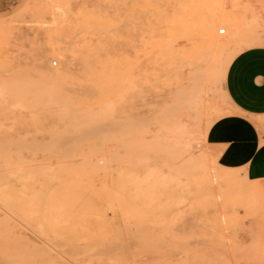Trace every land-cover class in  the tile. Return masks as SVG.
I'll return each mask as SVG.
<instances>
[{
    "label": "rangeland",
    "instance_id": "obj_1",
    "mask_svg": "<svg viewBox=\"0 0 264 264\" xmlns=\"http://www.w3.org/2000/svg\"><path fill=\"white\" fill-rule=\"evenodd\" d=\"M222 13L229 49L235 29L204 28ZM253 47L264 0L1 12L0 264H264V181L237 163L224 87Z\"/></svg>",
    "mask_w": 264,
    "mask_h": 264
},
{
    "label": "crops",
    "instance_id": "obj_2",
    "mask_svg": "<svg viewBox=\"0 0 264 264\" xmlns=\"http://www.w3.org/2000/svg\"><path fill=\"white\" fill-rule=\"evenodd\" d=\"M21 2L0 0V13L12 10ZM224 87L232 105L244 115L236 120L244 129L235 140L237 163L247 165L251 182L264 181V142L259 139L264 131V47L249 48L238 54L227 69Z\"/></svg>",
    "mask_w": 264,
    "mask_h": 264
},
{
    "label": "bare ground",
    "instance_id": "obj_3",
    "mask_svg": "<svg viewBox=\"0 0 264 264\" xmlns=\"http://www.w3.org/2000/svg\"><path fill=\"white\" fill-rule=\"evenodd\" d=\"M228 26L231 29H235L236 31H234V33L232 35L229 36V38L227 40L221 41L218 39L214 40V43L217 47L221 48V49H229L232 48L233 46L237 45L241 39V37H243V35L239 34V24H237L235 22V20L230 16L227 15L226 13H222L219 15V18H215V20L210 23V24H206L205 25V30H206V35L208 37L212 36V31H210L213 27H217V26ZM224 30L226 32L225 29L223 28H219L218 31H222ZM224 32V33H225Z\"/></svg>",
    "mask_w": 264,
    "mask_h": 264
},
{
    "label": "built area",
    "instance_id": "obj_4",
    "mask_svg": "<svg viewBox=\"0 0 264 264\" xmlns=\"http://www.w3.org/2000/svg\"><path fill=\"white\" fill-rule=\"evenodd\" d=\"M224 32H225V31H224V30H222V31H221V34H223ZM56 63H57V62H56V61H54V64H56Z\"/></svg>",
    "mask_w": 264,
    "mask_h": 264
}]
</instances>
